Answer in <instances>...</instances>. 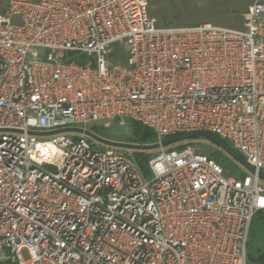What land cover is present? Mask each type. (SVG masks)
I'll use <instances>...</instances> for the list:
<instances>
[{"label":"built area","instance_id":"obj_1","mask_svg":"<svg viewBox=\"0 0 264 264\" xmlns=\"http://www.w3.org/2000/svg\"><path fill=\"white\" fill-rule=\"evenodd\" d=\"M150 0H9L0 13V264H247L264 215V2L241 30L157 27ZM136 123L154 143L204 133L253 173L192 147L130 151L80 134ZM26 251L29 259L22 258Z\"/></svg>","mask_w":264,"mask_h":264},{"label":"rangeland","instance_id":"obj_2","mask_svg":"<svg viewBox=\"0 0 264 264\" xmlns=\"http://www.w3.org/2000/svg\"><path fill=\"white\" fill-rule=\"evenodd\" d=\"M255 0H150L149 16L157 27L187 28L205 23L214 26L241 30L244 27V14ZM264 2V0H261ZM9 0H0V13L5 9ZM92 126L97 128L99 136L119 142L130 143L132 140V124L118 126L114 123L98 122ZM91 126H88L90 128ZM178 146L192 147L196 152L208 157L216 158L230 178L239 179L240 175H250V172L238 161L225 153L219 146L211 143L205 137L185 140L164 149H177ZM94 147L105 149L94 142ZM125 151V150H124ZM158 150L146 151L148 158L155 156ZM132 153V151H130ZM235 166V167H234ZM264 183V181H263ZM264 253V222L254 220L251 238L247 247V254L253 260ZM24 260L29 259L26 251L22 252ZM247 264H256L247 261Z\"/></svg>","mask_w":264,"mask_h":264},{"label":"trees","instance_id":"obj_3","mask_svg":"<svg viewBox=\"0 0 264 264\" xmlns=\"http://www.w3.org/2000/svg\"><path fill=\"white\" fill-rule=\"evenodd\" d=\"M131 124H132V140L129 141L130 143L152 144L155 142V137H154V134L152 133L151 130L144 128L141 125L136 124V123H131ZM88 129L91 132H93L94 134L99 135V133L97 132V128L95 126H91ZM202 134H204V133L182 134V135L169 137L168 139H174V138H178V137H188L186 140H192V139H198L199 137L203 138ZM215 138L217 139V137H215ZM205 139H207V138H205ZM207 140L210 141L209 139H207ZM219 142L223 145L222 147L221 146H219V147L225 153H228V151H230L231 153L236 155L239 159L244 161V159L237 152H235L227 142L222 141V140H219ZM180 143L181 142H177L176 144L179 145ZM211 143H213V142H211ZM183 148H185V147L184 146H178L177 150H181ZM132 155L135 158V160H136L139 168L141 169V171L146 174L147 173V163L151 158H148V156L145 154V152H139V151H132ZM210 158H212V157H210ZM212 159L216 160V158H212ZM216 161H218V160H216ZM246 176L247 175H240V178L242 179V178H245ZM260 176H262L264 178V172L260 173ZM255 219H256V221L258 220L260 222H264V215L263 214H257L254 217L252 224H251L249 239L251 238L252 228L254 227V220ZM248 244H249V242H248ZM247 261L252 262V263H256V264H264V253L259 255V257L256 260H253L251 258V256L249 254H247Z\"/></svg>","mask_w":264,"mask_h":264},{"label":"water","instance_id":"obj_4","mask_svg":"<svg viewBox=\"0 0 264 264\" xmlns=\"http://www.w3.org/2000/svg\"><path fill=\"white\" fill-rule=\"evenodd\" d=\"M59 133H68V134H80L88 139L94 141L97 144H100L107 148H113V149H119V150H125V151H139V152H146V151H154L159 150L161 148H165L166 146H169L170 144L182 142L185 141L188 137H178L174 139H167L163 141L162 143H152V144H135V143H126V142H119V141H112L105 139L97 134H94L89 129L84 128H63L59 129L54 132H47V133H34L31 132L32 135L40 136V137H47L54 134ZM203 137L209 139L211 142H213L217 146H223L218 139H216L214 136L209 134H202ZM233 159L238 161L240 164H242L250 173H253V170L241 159H239L236 155L228 151V153ZM260 179L264 181V178L260 176Z\"/></svg>","mask_w":264,"mask_h":264}]
</instances>
